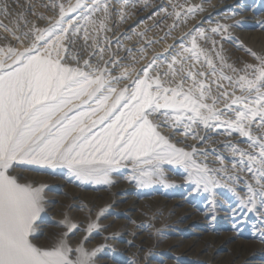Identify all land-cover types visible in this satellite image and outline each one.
Segmentation results:
<instances>
[{
	"label": "rangeland",
	"instance_id": "rangeland-1",
	"mask_svg": "<svg viewBox=\"0 0 264 264\" xmlns=\"http://www.w3.org/2000/svg\"><path fill=\"white\" fill-rule=\"evenodd\" d=\"M226 1L128 0L125 3L124 0H101L97 11L81 8L75 12H69L67 10L75 5L77 0H35L32 4L34 10L30 11L28 17L22 12L25 4L23 0H17L15 4L14 0H0V49L3 50L0 51V60H3L5 64H12L14 57L8 53V49L23 50L30 47L38 33H30L27 38L24 33L32 28L47 29L55 23L60 19L62 4L66 11L64 26H68V20L77 17L78 23L74 25L83 31L82 34L79 31L73 37L72 29L69 30V38L74 40V43L64 42L67 50L60 51L62 63L89 71L90 68L84 65V60H89L93 69L97 67L109 69L105 73L106 77L119 76L127 69L130 76L114 82V86L118 89L128 86L129 90L134 87L132 79L137 73L143 77L141 69L146 67L154 57L159 67L153 66L149 69V74L153 77L159 74L166 87H176L183 76L185 78L182 82L186 91L193 84L192 79L187 77V72H204L206 75L203 77L198 75L197 79L204 80L211 87V93L206 102L211 104L212 97H217L215 107L224 113L221 118L234 119V113L225 112V104L231 102L233 93L235 96L248 95V92L242 90L240 84L235 81L239 76L246 75L243 71L246 64L255 66L259 63L246 49H251L257 54H264V28L259 29L258 26L253 25L246 27L242 21L255 22L257 19H264V0H244L245 2L239 0L236 4L232 3L231 6L229 4V7L225 8V14L218 20L209 21L201 17L210 5L211 7L225 5ZM82 2L92 4V0H82ZM105 2L108 5L107 12L104 10ZM192 5H200L206 10L197 11L194 14L188 13L187 9ZM174 12H180V17L177 18ZM139 13L142 14L140 17ZM83 14L89 17L87 21L83 19L85 16ZM130 19L134 20L131 29H135V32L128 34L130 29L127 30V21ZM24 24L28 25L25 30ZM217 24L227 25V32L212 33L211 28L216 27ZM198 29L205 30L207 37L197 39V44L204 54H201L197 61L191 57V53H184L186 57L183 59L184 71L180 72L181 66L177 64L175 68L178 74L175 77L164 76L163 74L169 71L168 63L171 62L172 57L180 53L183 48L191 47L192 37L196 35L194 30ZM85 31H87L90 49L104 50L101 54L103 59L100 58L101 55L95 60L91 58V53L90 56L81 54L78 43L85 40ZM117 33H126L122 35L125 39L122 41L117 39ZM213 40L216 41L215 46L212 43ZM130 41L139 47L138 51L132 55V59L120 60L121 48L126 47V44L128 48L131 45ZM218 52L224 57L223 64L216 55ZM87 54L89 55V52ZM205 54L213 60L216 76L212 75V68L208 65ZM53 55L55 56V52ZM177 58L181 59L179 56ZM116 61L118 63H114ZM221 72L232 80L218 79ZM247 76L252 78V69L247 70ZM218 83L224 87L218 88ZM225 91L228 93L227 97L221 95ZM164 126L162 124L157 130L167 137L170 143L186 151H192L195 147L197 150L195 159L206 163L211 169L221 167L216 158L223 154L224 165L229 172L234 171L231 168L234 160L230 150L225 147L226 143L230 142L239 148L248 147L246 138L240 137L235 132L223 138L222 135L225 134L223 129H218V134L213 138L208 137L207 133L212 129H205L203 125H194L192 128L190 136L194 144L189 142L190 144L182 145L180 140L174 139L163 131ZM253 129L256 131L255 126ZM181 131H184V128ZM195 133L205 137L204 141L202 142L199 136L194 139ZM257 150L253 149V152ZM162 171L163 176L156 177V182L147 187L139 186L132 179L135 175L133 165L127 161L111 172L113 181L111 184L80 181L71 175L66 167L53 170L43 166L23 164L14 166L9 170V174L15 176L19 183L31 185L34 188L44 186L42 193L44 198L41 201L43 211L34 222V230L29 237L37 247L49 249L56 245L64 233L68 232L65 239L73 250L81 244L89 251L103 246V253L95 258V264H127V261L128 264H248L245 259L240 261V259L232 258V254L238 250H246L248 256L264 262V240L261 239L264 217L259 212L250 213L242 208L237 195L229 191V188H235L240 196H245L246 185L255 184L251 173L246 169L235 170V182L224 172L213 173L221 187L215 189L214 203H212L213 197L202 188L197 190V186L194 181L189 180L184 168L165 163L162 165ZM166 184L173 186L167 187ZM225 184L229 187L222 186ZM126 192L132 193L129 196L125 194ZM119 195L123 197L120 202L117 200ZM131 199L137 200L135 216L126 215L124 210L125 205L132 201ZM174 199H184L186 202L173 208L170 201ZM192 206H196L199 211L197 214H204L205 219L194 217L193 225L189 226H184L185 221L182 223L174 219L176 215L189 218L190 214L187 212ZM101 209H105L106 213L97 221V215ZM237 210H242L243 213L239 219L233 215V217L225 215L226 212H233L236 215ZM66 216L79 225L78 229L69 232L68 228L58 223ZM93 222H98L100 227L98 231L89 234L86 229ZM202 227L199 238L192 240L191 235ZM135 228L146 233L144 242L139 245L136 235L129 238L130 232L133 229L136 230ZM226 235H230L231 238L227 245L220 247L223 251L221 258H209L206 252L200 251L215 247L221 242V237ZM128 239L134 247L130 252L123 247V243ZM188 243L194 245L193 252L183 251ZM137 246L138 249H135ZM75 255V251L70 253L73 259Z\"/></svg>",
	"mask_w": 264,
	"mask_h": 264
},
{
	"label": "snow or ice",
	"instance_id": "snow-or-ice-1",
	"mask_svg": "<svg viewBox=\"0 0 264 264\" xmlns=\"http://www.w3.org/2000/svg\"><path fill=\"white\" fill-rule=\"evenodd\" d=\"M100 3L101 0H92V4L77 0L67 11L75 12L81 8L97 11ZM107 8L105 2V12ZM203 10L200 5H192L187 12L194 14ZM173 14L180 17V12ZM65 16L61 4L60 19L55 23L47 29L32 28L24 33L25 38L30 33H38L30 47L8 49L14 57L12 64L0 60V264H95V258L103 253V246L89 251L81 244L73 250L65 239L68 232L49 249L31 242L29 237L34 222L43 211L44 186L34 188L19 183L9 174L14 166L23 164L53 170L66 167L80 181L111 184V172L127 161L133 165L135 175L132 179L139 186L147 187L156 182V177L163 176L162 165L167 163L184 168L197 190L202 188L213 197L212 203L215 189L221 187L213 173L224 172L235 182V170L246 169L255 184L246 185L245 196H240L235 188H229V191L237 195L242 208L250 213L259 212L264 217V54L246 49L259 63L245 65L246 75L239 76L235 83H239L248 95L235 96L233 93L231 102L225 104V112L234 113V119H222L224 113L215 107L218 98L212 97L211 104L206 102L211 93L210 85L197 79L198 75L205 76L204 72H187L193 84L186 91L183 76L176 87H166L159 74L155 77L149 74L153 66L159 67L154 57L141 69L143 77L137 73L132 79L134 87L129 90L128 86L119 89L114 86V82L130 76L127 69L119 76L106 77L109 69H93L89 60H84L89 71L62 63L60 51L67 50L64 42L74 43L69 38V30L72 29L73 37L80 31L72 20H68L65 27ZM83 19L87 21L89 17L85 15ZM227 30V25L220 24L211 28L212 33H226ZM194 31L196 35L192 37L191 47L183 48L172 57L168 63L169 71L164 76L175 77L177 64L181 66L179 71H184V53H191L197 61L204 54L197 39L207 38L205 30ZM87 38L85 31V40ZM212 43L215 46L216 41ZM103 51L101 48V54ZM216 55L223 64L224 57L219 52ZM205 58L212 68V75L216 76L213 60L206 54ZM248 69H252V78L247 76ZM218 79L232 80L223 72ZM217 87L224 86L218 83ZM221 95L227 97L228 93L225 91ZM165 123L172 128L183 125L185 135L194 125L223 129L229 136L235 132L246 138L248 147L226 143L234 160L231 165L234 171L229 172L224 165L223 154L216 158L221 167L211 169L195 159V147L192 151L177 148L157 130ZM197 136L199 133L193 138ZM199 139L203 142L205 137L199 136ZM253 149L258 150L253 152ZM222 186L229 187L227 184ZM105 213L106 210L101 209L97 221ZM58 223L69 232L79 227L67 216ZM99 227L98 222H93L86 230L91 234ZM261 239L264 240V230ZM73 251L75 259L70 256Z\"/></svg>",
	"mask_w": 264,
	"mask_h": 264
},
{
	"label": "bare ground",
	"instance_id": "bare-ground-1",
	"mask_svg": "<svg viewBox=\"0 0 264 264\" xmlns=\"http://www.w3.org/2000/svg\"><path fill=\"white\" fill-rule=\"evenodd\" d=\"M12 1V0H11ZM15 1H17V0H14V4H15ZM24 2H25V4L23 5V13L24 14H26L28 17H29V13H30V11H32V10H34V7H33V1H35V0H23ZM208 1H210V0H208ZM215 1V0H214ZM213 0H212V2H214ZM242 1H244V0H242ZM246 1V0H245ZM244 1V2H245ZM239 2V0H227L226 1V4L225 5H220V6H212L211 7V5H210V8L209 9H205L204 11V13H202V15H201V17L202 18H204V19H207V20H209V21H212V20H218L221 16H223L225 13V8H227V7H229V4H230V6L232 5V3H234V4H236V3H238ZM38 4V3H37ZM224 4V3H223ZM11 6H12V3L10 4ZM46 4L44 3V6H45ZM206 5V4H205ZM213 5V4H212ZM34 12V11H33ZM248 13V12H247ZM34 14V13H33ZM50 14V13H49ZM48 15V14H47ZM83 15H85V14H83ZM136 15V14H135ZM142 14L141 13H139V17L141 16ZM32 16V15H31ZM79 16H80V14H79ZM48 17H49V15H48ZM136 17V16H135ZM134 18V17H133ZM49 19V18H48ZM51 19V18H50ZM49 19V20H50ZM132 19V18H131ZM129 20V21H127V30L128 29H130V31L129 32H127L128 34H131V32H135V29H131V27H132V25L134 24V20ZM203 19V20H204ZM72 21H73V24H76V23H78V21H77V17H75V18H73L72 19ZM242 24H244L246 27H250L251 25H253V26H258V28L259 29H262V28H264V19H257V21H255V22H251V21H245V22H243L242 21ZM24 25H26L25 27H24V30L26 29V27L28 26L27 24H24ZM125 25H126V23H125ZM125 28V27H124ZM136 28V27H135ZM248 29V28H247ZM259 32L260 31H262V30H258ZM116 32V31H115ZM264 32V31H263ZM83 33V31L82 30H80V34H82ZM244 33V32H243ZM6 34V33H5ZM133 34V33H132ZM122 35H126V33H121V34H116V38L117 39H119L120 41H122V40H124L125 39V37H123ZM123 38H122V37ZM129 38V37H128ZM130 39V38H129ZM128 42V41H127ZM129 43V42H128ZM121 44V43H120ZM130 46H128V48H127V44H126V47H122L121 48V55H120V60H123V61H127V60H130V59H132V55L133 54H135V52H137L138 51V49H139V47L138 46H136V44L135 43H131V41H130ZM78 46H79V49H81V54H83V55H87V56H90V53H91V58H94L95 60H97V58H98V56H100L101 55V52H100V49H99V51L97 50H95V49H93V50H95L94 52H92L93 50H91L90 49V45H89V42L87 41V40H82L81 42H79L78 43ZM99 48V47H98ZM101 48V47H100ZM90 50V51H89ZM89 52V55L87 54ZM82 55V56H83ZM135 61V60H134ZM129 63V62H128ZM131 63V62H130ZM114 65V64H113ZM165 126L163 127V131H165L167 134H169L170 136H172V137H174V139H176V140H180L181 141V144L183 145V144H190L191 142H192V136H190V134H191V132L188 134V135H185L184 134V131H181V129L183 130V125H179L177 128H172V127H170L169 126V124H167V123H165L164 124ZM217 130L218 129H212V130H210L208 133H207V136L208 137H211V138H213V136L214 135H216V134H218V132H217ZM223 136V138L224 137H229L228 135H226V134H223L222 135ZM207 138V137H206ZM190 142V143H189ZM192 144H194V141L192 142ZM132 192H126L125 194H128L129 196H130V194H131ZM134 193V192H133ZM116 196V195H115ZM128 197V196H127ZM131 198V197H130ZM117 200L120 202V201H122L123 200V197H121L120 195H119V197L117 198ZM132 201H130L127 205H125V207H124V210H126V215H129V216H135L136 214H137V212H134L135 211V203L137 202V200H134V199H131ZM185 200L184 199H174L173 201H170V205H171V207H177V206H179V204H181V203H183ZM186 202V201H185ZM206 211V210H205ZM197 212H199L198 211V209L196 208V206H192L191 207V209L190 210H188V212H187V214H190V216H189V218H187L186 219V216H180L179 217V215H176V216H174V219H177V220H179V221H181L182 223L185 221V223H183L184 224V226H189V225H193L192 224V222H193V220H194V217H200V219H205V215L203 214H197ZM225 215H227V216H234L235 218L237 217V219H239V217H241V216H243V213H242V210H237L236 211V215L233 213V212H231V213H225ZM232 216V217H233ZM178 223V222H177ZM180 223V222H179ZM136 229V228H135ZM200 229H203V227L202 228H199V229H197L196 231H195V233H193L192 235H191V239L192 240H196V239H198L199 238V236H200V234H201V230ZM131 231V230H130ZM129 231V232H130ZM234 234H237V233H234ZM128 235V234H127ZM133 235H136V240H137V244L139 245L140 243H143L144 242V239H145V236H146V233H145V231L143 232V231H141L140 229H136V230H132L131 232H130V236H129V238L130 237H132ZM135 237V236H134ZM230 238H231V236L230 235H226V236H223V237H221V242L218 244V245H216L215 247H210V248H206V249H201L200 251L201 252H206L207 253V255L209 256V258L210 257H214V258H221V256L223 255L222 254V250H220V247L222 246V245H227V243L229 242V240H230ZM135 240V239H134ZM134 246H136V245H134ZM123 247L126 249V250H129V252H130V250H132L134 247H133V245L131 246V242H130V239H128L126 242H124L123 243ZM262 248V247H261ZM264 248V247H263ZM135 249H138V246L135 248ZM263 250V249H262ZM183 251H186V252H193L194 251V245L193 244H190V243H188L185 247H184V249H183ZM198 251V250H197ZM249 254L247 253V251L246 250H238V252H235L234 254H232V258H234V259H240V261H242V260H247V263L248 264H264V262H262V260L261 261H259L257 258H253V257H250V256H248ZM208 258V259H209ZM239 262V261H238ZM127 264L129 263L128 261L126 262Z\"/></svg>",
	"mask_w": 264,
	"mask_h": 264
}]
</instances>
